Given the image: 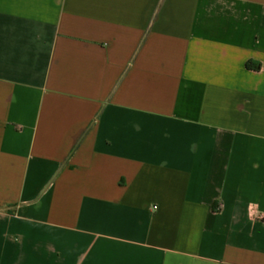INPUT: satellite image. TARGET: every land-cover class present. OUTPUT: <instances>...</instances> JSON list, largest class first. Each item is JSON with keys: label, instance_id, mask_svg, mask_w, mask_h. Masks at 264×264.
<instances>
[{"label": "crops", "instance_id": "crops-1", "mask_svg": "<svg viewBox=\"0 0 264 264\" xmlns=\"http://www.w3.org/2000/svg\"><path fill=\"white\" fill-rule=\"evenodd\" d=\"M0 264H264V0H0Z\"/></svg>", "mask_w": 264, "mask_h": 264}]
</instances>
